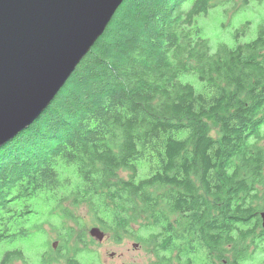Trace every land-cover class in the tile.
I'll return each mask as SVG.
<instances>
[{
  "label": "trees",
  "instance_id": "16d2710c",
  "mask_svg": "<svg viewBox=\"0 0 264 264\" xmlns=\"http://www.w3.org/2000/svg\"><path fill=\"white\" fill-rule=\"evenodd\" d=\"M219 5L122 2L51 104L0 146V242L48 226L59 243L44 240L42 264H100L91 226L149 264L264 252V27L212 53L197 18ZM18 261L13 248L0 264Z\"/></svg>",
  "mask_w": 264,
  "mask_h": 264
},
{
  "label": "water",
  "instance_id": "95a60500",
  "mask_svg": "<svg viewBox=\"0 0 264 264\" xmlns=\"http://www.w3.org/2000/svg\"><path fill=\"white\" fill-rule=\"evenodd\" d=\"M123 1L0 0V144L51 104Z\"/></svg>",
  "mask_w": 264,
  "mask_h": 264
},
{
  "label": "rangeland",
  "instance_id": "374dc122",
  "mask_svg": "<svg viewBox=\"0 0 264 264\" xmlns=\"http://www.w3.org/2000/svg\"><path fill=\"white\" fill-rule=\"evenodd\" d=\"M197 26L201 29L202 38L207 40L212 53L216 52L220 44L234 47L238 43L250 42L257 37L261 26L264 27V0H248L247 2L245 0H221V5L210 9L206 15L198 16ZM181 80L191 83L196 89H200V82L193 74L183 75ZM146 176L147 169L141 162L139 164V178ZM78 211L86 213L83 207L79 208ZM45 215L46 211H42L38 217L43 219ZM43 230L23 246L19 244L20 242L17 244H9L6 241L0 242V262L6 251L21 248L25 262L18 261L14 264H42L41 255L45 251L44 240L46 238L51 239L55 246L59 243L58 240H55V231H49L48 226H43ZM93 240L95 244H90L89 247L93 249L96 256L98 255L100 264H149L152 259L138 243L129 239H123L122 243L116 244L105 233L101 242ZM262 259H264V252L258 250L251 262L249 261L247 264H260Z\"/></svg>",
  "mask_w": 264,
  "mask_h": 264
},
{
  "label": "bare ground",
  "instance_id": "6f19581e",
  "mask_svg": "<svg viewBox=\"0 0 264 264\" xmlns=\"http://www.w3.org/2000/svg\"><path fill=\"white\" fill-rule=\"evenodd\" d=\"M107 26H108V25H107ZM44 110H45V109H44ZM14 136H15V135H14ZM10 139H11V138H10ZM10 139H8V140H10ZM8 140H5L2 144H0V146L3 145V144H4L6 141H8Z\"/></svg>",
  "mask_w": 264,
  "mask_h": 264
}]
</instances>
